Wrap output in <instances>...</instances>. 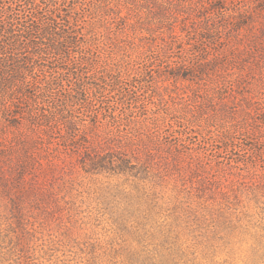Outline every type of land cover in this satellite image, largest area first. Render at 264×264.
Masks as SVG:
<instances>
[{
    "label": "rangeland",
    "instance_id": "obj_1",
    "mask_svg": "<svg viewBox=\"0 0 264 264\" xmlns=\"http://www.w3.org/2000/svg\"><path fill=\"white\" fill-rule=\"evenodd\" d=\"M65 1L99 61L88 82L112 85L76 116L143 169L87 173L0 112V264H264V0Z\"/></svg>",
    "mask_w": 264,
    "mask_h": 264
},
{
    "label": "trees",
    "instance_id": "obj_2",
    "mask_svg": "<svg viewBox=\"0 0 264 264\" xmlns=\"http://www.w3.org/2000/svg\"><path fill=\"white\" fill-rule=\"evenodd\" d=\"M78 4L70 6L65 0H0V112L11 127L26 126L39 132L41 143H51L55 135L61 143H71L83 154L87 173L137 177L143 167L135 166L134 158L127 155L129 144L120 146L112 140L118 147L115 151L99 146L82 126L84 120L76 116V107L80 106L91 118L99 106L105 109L103 98L112 93L108 82L98 78L88 82L97 75L99 61L92 52V39L81 24ZM195 8L179 12L183 14L178 18L194 16L191 13ZM217 9L226 8L220 5ZM202 10L206 19L211 18V9L206 6Z\"/></svg>",
    "mask_w": 264,
    "mask_h": 264
}]
</instances>
